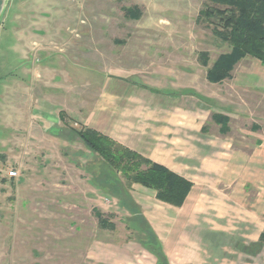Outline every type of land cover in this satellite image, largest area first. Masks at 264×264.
Listing matches in <instances>:
<instances>
[{
  "label": "rangeland",
  "instance_id": "374dc122",
  "mask_svg": "<svg viewBox=\"0 0 264 264\" xmlns=\"http://www.w3.org/2000/svg\"><path fill=\"white\" fill-rule=\"evenodd\" d=\"M205 5L208 0H6L0 16V77L24 62L17 40L38 66L65 72L70 91L85 87L87 104L107 82L108 89L149 96L152 107L176 106L197 116L200 130H184L186 171L195 153L221 151L206 144L225 137L213 115L228 118L224 135L234 148L249 152L264 142V66L246 57L230 78L207 81V70L230 49L197 19ZM134 7L139 16L129 19L125 9ZM69 126L81 129L77 121ZM10 137L0 128V264H162L159 250L163 264L264 262V252L248 258L230 254L223 245L226 236L206 237L223 245L218 260H209L212 246L196 235L202 230L174 226L175 210L154 201L152 191L128 186L99 163L85 166L90 160L79 155L65 167L46 164L44 152L23 156L19 144L2 142ZM190 142L197 146L191 149ZM81 151L75 142L68 149ZM81 165L95 170L92 176ZM11 170L17 177H8ZM96 184L101 191L93 188Z\"/></svg>",
  "mask_w": 264,
  "mask_h": 264
},
{
  "label": "crops",
  "instance_id": "0c3cea01",
  "mask_svg": "<svg viewBox=\"0 0 264 264\" xmlns=\"http://www.w3.org/2000/svg\"><path fill=\"white\" fill-rule=\"evenodd\" d=\"M15 42L24 62L16 71L0 77V128L8 129L13 136L2 142L19 144L23 156L28 153L33 157L44 152L48 156L42 158L50 165L68 166L77 162L75 157L79 155L90 160L85 166L98 163L100 167L105 166L72 133L77 130L69 123L77 121L80 128L93 129L191 183L181 207L154 200L175 210L174 226L200 229L196 235L205 239L226 236L228 241L223 245L229 246L230 254L248 258L264 252V245L258 244L264 231V142H258L247 152L234 148L227 135L221 134L225 136L223 140L206 142L207 147L212 145L221 151H215L212 156L191 151L194 155L189 158V171H186L188 168L181 165L182 159L185 163L183 154L187 155L184 150L189 146L184 130L196 133L200 130L197 116L184 113L176 106L152 107L149 96L120 92L119 87L108 89L107 82L100 85L92 103L87 104L85 87L70 91L65 72L38 66L32 52H26L22 43ZM57 76L63 83L56 82ZM73 142L83 151L70 154L68 149ZM190 143L191 149L197 146ZM61 149L62 155L54 152ZM23 156L20 154L21 162ZM81 167L88 176L95 171ZM99 186L96 184L93 188L101 191ZM207 243L213 249L209 260H218L217 254L223 247L221 241L207 239Z\"/></svg>",
  "mask_w": 264,
  "mask_h": 264
},
{
  "label": "trees",
  "instance_id": "16d2710c",
  "mask_svg": "<svg viewBox=\"0 0 264 264\" xmlns=\"http://www.w3.org/2000/svg\"><path fill=\"white\" fill-rule=\"evenodd\" d=\"M198 13V20L211 27L214 37L229 46V52L221 54L206 72L209 83H221L231 77L233 67L249 57L264 66V0H208ZM125 16L136 19L137 8H126ZM202 65L207 66V54L202 53ZM220 125V133L227 132L228 118L213 115ZM75 137L92 153L97 155L105 166L127 184L138 185L154 193L155 200L181 207L191 190V183L163 165L154 163L139 153L132 151L109 137L90 128L72 131ZM98 221L105 220L98 214ZM259 245H264V231L260 234ZM159 261L166 259L159 250Z\"/></svg>",
  "mask_w": 264,
  "mask_h": 264
},
{
  "label": "built area",
  "instance_id": "2783aa9c",
  "mask_svg": "<svg viewBox=\"0 0 264 264\" xmlns=\"http://www.w3.org/2000/svg\"><path fill=\"white\" fill-rule=\"evenodd\" d=\"M7 175H8L9 178H15V177H17L18 174H17V172L15 170H11V171L8 172Z\"/></svg>",
  "mask_w": 264,
  "mask_h": 264
},
{
  "label": "water",
  "instance_id": "95a60500",
  "mask_svg": "<svg viewBox=\"0 0 264 264\" xmlns=\"http://www.w3.org/2000/svg\"><path fill=\"white\" fill-rule=\"evenodd\" d=\"M5 2H6V0H0V16H1L3 8L5 6Z\"/></svg>",
  "mask_w": 264,
  "mask_h": 264
}]
</instances>
